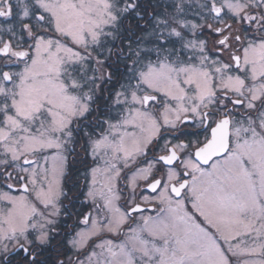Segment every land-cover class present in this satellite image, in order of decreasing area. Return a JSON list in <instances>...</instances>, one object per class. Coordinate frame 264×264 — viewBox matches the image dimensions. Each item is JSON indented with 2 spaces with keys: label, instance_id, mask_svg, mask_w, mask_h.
<instances>
[{
  "label": "snow or ice",
  "instance_id": "1",
  "mask_svg": "<svg viewBox=\"0 0 264 264\" xmlns=\"http://www.w3.org/2000/svg\"><path fill=\"white\" fill-rule=\"evenodd\" d=\"M0 264H264V0H0Z\"/></svg>",
  "mask_w": 264,
  "mask_h": 264
}]
</instances>
